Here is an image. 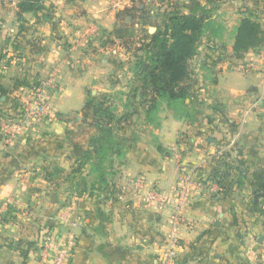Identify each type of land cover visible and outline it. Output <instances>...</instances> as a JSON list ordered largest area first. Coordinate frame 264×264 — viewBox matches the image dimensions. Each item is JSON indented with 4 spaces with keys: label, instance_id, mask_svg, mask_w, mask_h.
Segmentation results:
<instances>
[{
    "label": "crops",
    "instance_id": "crops-1",
    "mask_svg": "<svg viewBox=\"0 0 264 264\" xmlns=\"http://www.w3.org/2000/svg\"><path fill=\"white\" fill-rule=\"evenodd\" d=\"M20 1L0 0V111L13 112L27 89L56 70L61 90L43 95L59 118L33 123L9 144L0 126V264H56L67 246L65 264H161L172 236L174 264H264V196L261 211L248 210L255 175L264 176V45L233 55L243 10L226 9L235 18L223 24L230 34L213 39L221 56L206 58L214 66L195 74L192 96L178 110L161 100L148 120L140 92L131 94L136 77L124 76V61L101 42L123 29L132 45L125 54L134 55L160 10L144 0H40L34 12L21 11ZM241 1L264 18V0ZM131 7L134 17L124 12ZM88 29L90 47H74ZM206 40L199 48L206 50ZM100 95L114 98L117 116L136 113L119 134L123 153L105 183L83 159L93 141L79 131L89 129L87 99ZM193 101L201 102L196 111ZM224 164L228 183L214 175ZM182 169L189 182L181 200Z\"/></svg>",
    "mask_w": 264,
    "mask_h": 264
},
{
    "label": "trees",
    "instance_id": "trees-1",
    "mask_svg": "<svg viewBox=\"0 0 264 264\" xmlns=\"http://www.w3.org/2000/svg\"><path fill=\"white\" fill-rule=\"evenodd\" d=\"M181 3L179 1L171 3L170 7L160 11L162 25L156 26L152 33L144 30L142 42L135 49L136 59L131 65V70H133L140 86H135L131 90V94L135 97L137 92H140L139 101L146 107L144 112L148 120L150 119L148 114L156 109L161 100H165L170 107L178 110L179 106L192 96V92L197 88V83L192 78L190 62L198 54L197 50L201 41L210 36L209 32L219 33L209 24L211 21L209 19L210 10H216L219 6L217 0H206L205 5H201L198 0H189L183 5ZM208 5H212L211 9L207 7ZM19 7L21 11L35 12L42 9L40 0H21ZM183 7L188 9V13L183 12ZM135 11L134 7L124 10L132 17H134ZM248 13H245L240 19L233 32L232 52L237 58L242 57L250 49L264 45V31L260 23L252 17L251 13V15ZM130 35L131 33L123 29H115L107 34V38L101 44L113 42L112 38L124 41L125 37ZM209 38L211 39L208 40L207 47L211 51L214 50V53L217 50L215 49L216 44L214 38L211 36ZM125 42L127 44V41ZM131 48L132 45H129L126 49ZM137 54L140 55L136 57ZM220 56L221 54L216 57ZM205 62L206 69L214 66L215 63L214 61ZM107 99L110 98L103 95L88 98L82 110V122L88 128L99 130V136L92 139L94 151L87 149L83 154V159L90 160L91 170L97 173L99 181L103 183H105L107 174H113V158L119 157L123 153L119 133L136 114L132 110L117 116L112 104L114 101L112 100L110 103ZM242 164L243 162L240 161V165ZM222 167L223 169H217L214 174L222 179L219 181L220 183L221 181L226 182L231 173L229 165L224 164ZM255 180L254 207L248 209L250 214L254 211H261V208L256 206L257 199L264 196L263 174H256Z\"/></svg>",
    "mask_w": 264,
    "mask_h": 264
},
{
    "label": "built area",
    "instance_id": "built-area-1",
    "mask_svg": "<svg viewBox=\"0 0 264 264\" xmlns=\"http://www.w3.org/2000/svg\"><path fill=\"white\" fill-rule=\"evenodd\" d=\"M122 0H114L116 5L121 4ZM92 29L79 35L73 43L74 47L87 46L93 38ZM116 41L117 39L112 38ZM121 42V40H119ZM122 48L127 50L129 44H121ZM56 79V70L50 71L46 79L37 86L27 89L25 93L19 97L14 107L13 112L10 114H2L0 118V126L3 135V142L5 144L11 143L16 137L26 134L25 132L30 128L33 123H50L59 117L54 113L53 103L50 99L45 98L43 93L48 91L51 95H57L61 90L59 81ZM183 139V138H182ZM184 169L181 170L179 182L177 185L178 197L182 200L186 196L188 177ZM155 193H151L154 197ZM177 245L176 237L170 238V247L167 254L161 260V264H174L175 246ZM69 255V247H64L57 252L56 264H65L66 258ZM247 264H252L248 261Z\"/></svg>",
    "mask_w": 264,
    "mask_h": 264
},
{
    "label": "rangeland",
    "instance_id": "rangeland-1",
    "mask_svg": "<svg viewBox=\"0 0 264 264\" xmlns=\"http://www.w3.org/2000/svg\"><path fill=\"white\" fill-rule=\"evenodd\" d=\"M159 1V0H158ZM177 1H179V0H160L158 3H159V5H148L147 3H146V0H144L143 1V3H142V5L143 4H145V6L147 5V7L146 8H153L152 10L153 11H164L166 8H168V7H170V5H171V3H176ZM181 1V0H180ZM236 1L237 0H224V1H222V3H221V5L218 7L219 8V12H218V10L216 9H211L210 7H212V5H208L207 7L208 8H210L211 10H213L212 12H211V10H210V12H209V19H211V21L209 22V24H210V26L211 27H213V29L215 30V29H217L218 31H219V33H215V32H209V34H210V36L212 37V38H215V39H218V40H221V39H226V37L230 34L229 32H225L224 31V29H223V24L225 23V22H227L226 23V26H228L229 24H233L234 23V19L235 18H233V16H231L230 18H226V15H225V13H227L226 11V9H229V8H232V7H236V9L238 10V8H240V9H242L243 11V16L245 15V13L247 14L248 13V11H249V13L248 14H252V17L255 19V20H257L260 24H261V22H264L263 20H264V18L263 17H261V16H258L257 15V13L254 11H252L251 9L253 8V6H247L249 9H247L246 7H245V5L243 4L242 5V1L241 0H238L237 1V4H235L236 3ZM253 5V4H252ZM253 12V13H252ZM233 13V12H232ZM250 14V15H251ZM233 15V14H232ZM222 16L224 17V18H222ZM243 16H240L241 18L243 17ZM239 17V18H240ZM232 18V20H229V19H231ZM240 18V19H241ZM226 21H225V20ZM148 20V22L149 21H151V22H153V17L151 16L150 18H148L147 19ZM155 21V23H157V25H162V17H160V16H158L157 18H156V20H154ZM239 23V22H238ZM147 26H150V27H154L152 24H148ZM147 26H146V29H147ZM154 30H148V32L149 33H152ZM233 32V31H232ZM216 35H215V34ZM217 34H219V35H217ZM209 36V37H210ZM204 38L203 40H205V41H207L206 39H211V38ZM233 37H234V34H233ZM203 40L201 41V42H203ZM113 42H108L107 43V46L109 47V48H111V53H113L112 55H116V56H118V57H120L123 61H124V64H125V69H126V71H125V73H124V76H126V75H128V74H132V75H134L133 74V70H131V65H132V63H133V61L136 59L135 58V55H133V53L132 52H130V53H128L129 54V56H127L126 54H125V52H126V50L124 49V48H122V46H121V44H125L126 42L125 41H127V43L129 44V45H131V43H130V41L131 40H129V39H127V38H125V40L124 41H119V40H116V41H114V40H112ZM204 44V43H203ZM200 45H201V43H200ZM88 46V45H87ZM90 46H88V48H89ZM105 49V48H104ZM199 49H200V51H199ZM220 50V49H219ZM101 51H103V50H101ZM213 51L214 50H210L208 47L206 48V50H204V49H202V48H198V50H197V52H198V54L192 59V61L190 62V67H191V70H192V78L193 79H197V75H195V74H197V73H200L205 67H206V64H204V63H206L205 61H206V58H208V56H218V55H220V53H217L216 54V52H214L213 53ZM200 52H202V53H200ZM122 54V55H121ZM138 55H140V54H137L136 55V57L138 56ZM210 61H213L212 59H211V57H210ZM206 69V68H205ZM204 69V70H205ZM198 85H199V83H198ZM201 85V84H200ZM201 87V86H200ZM204 87V86H203ZM129 90H131V89H129ZM108 100V102H112V100H110V99H107ZM113 101H115L114 99H113ZM199 102V105H198V103H197V101H193V108H194V110L195 109H199L200 108V105H201V102L200 101H198ZM113 104V103H112ZM189 105H190V102H189ZM192 105V104H191ZM196 111V110H195ZM3 116H2V111H0V118H2ZM1 121V120H0ZM39 125V124H38ZM38 125H36V126H38ZM35 126V127H36ZM84 127V128H83ZM81 129H79V131L80 132H82L83 134H89V136L88 137H90V139L92 140V139H94L96 136H99V130L97 129V128H95V129H91V128H89V129H87V128H85V126H83ZM36 129V128H35ZM122 131H124V130H122ZM121 131V132H122ZM121 132L119 133V134H121Z\"/></svg>",
    "mask_w": 264,
    "mask_h": 264
},
{
    "label": "water",
    "instance_id": "water-1",
    "mask_svg": "<svg viewBox=\"0 0 264 264\" xmlns=\"http://www.w3.org/2000/svg\"><path fill=\"white\" fill-rule=\"evenodd\" d=\"M150 30H155V29L153 27H151Z\"/></svg>",
    "mask_w": 264,
    "mask_h": 264
}]
</instances>
